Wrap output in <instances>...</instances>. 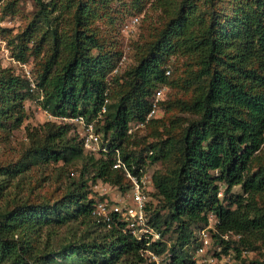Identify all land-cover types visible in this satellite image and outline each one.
<instances>
[{"label": "trees", "instance_id": "16d2710c", "mask_svg": "<svg viewBox=\"0 0 264 264\" xmlns=\"http://www.w3.org/2000/svg\"><path fill=\"white\" fill-rule=\"evenodd\" d=\"M109 1L35 0L36 16L22 36L24 42H30L39 22L50 25L43 37L46 34L51 39L52 51L38 85L43 90L44 109L54 116H81L90 122L111 96L106 77L120 51L111 44L106 47L91 26L102 18L101 6ZM149 1L151 10H160L165 20L161 27L149 26L146 47L136 64L125 72L128 80L115 94L113 111L95 122V130L109 149H120L134 174L140 167L145 169V158L150 163L174 159L173 168L153 173L155 192L147 203L149 222L156 229L161 225L169 229L175 224L177 237L168 249L171 253L166 264H189L183 247L193 228L208 224L209 215L216 219L214 237L221 242L224 253L231 247L236 258L241 254L237 242L220 237L224 233L240 236L238 242L243 245L251 246L250 238H256L264 248V207L254 201L255 195L264 193V170H250L264 144V0ZM67 11L72 27L71 33L64 36L50 23ZM27 49L25 44L24 50H19L18 60H26ZM177 52L195 61L193 71L198 83L183 107L195 118L186 122L178 139L167 136L144 148L149 149V155L144 156L143 149L125 152L131 122L144 120L156 87L170 83L171 70L166 65ZM28 88L24 77L0 66V129L22 124L23 102L30 96ZM44 125H49L48 131L43 139L31 141L23 156L27 155V162L11 168L0 166L3 183L11 184L20 174L16 187L21 188L29 165L57 162L84 160L92 174L72 180L52 201L26 195L0 204V264H155L141 253L143 241L124 232L118 220L114 218L109 226L101 218L92 220L96 202L89 198L91 183L102 180L122 189L131 187L123 171L112 168L111 152L85 150L83 132L80 137H68L71 124ZM222 185L226 204L218 196ZM236 185L243 195L230 193ZM152 198L167 209L165 218L160 217L158 209L151 210ZM77 220L93 232H83L79 237L73 233L55 246L57 230ZM149 248L159 254L168 251L163 241ZM247 264H264V254L262 259Z\"/></svg>", "mask_w": 264, "mask_h": 264}, {"label": "rangeland", "instance_id": "374dc122", "mask_svg": "<svg viewBox=\"0 0 264 264\" xmlns=\"http://www.w3.org/2000/svg\"><path fill=\"white\" fill-rule=\"evenodd\" d=\"M42 1L47 2L48 0ZM139 7H142L140 11H138ZM150 7L151 1L149 0L145 2L110 0L101 6V12L104 13L102 18H97L92 22L91 26L95 28L98 35H101L105 46L111 44L120 51L119 58L114 62V67L106 77L107 93L111 96L106 102L107 111L101 115L100 120H103L105 115L113 111L117 101L115 94L124 89L128 80L125 72L136 64L138 56L146 47V41L149 39V26L154 24L161 27L162 22L165 20L160 10H151ZM36 11L35 0H0V66L9 69L13 74L24 77L27 82L28 72L30 78L38 85L40 75L50 57L52 45L51 39H47L46 34H44L45 38L43 37V33L50 30V25L42 22L37 24L38 29L35 30L33 39L30 42L23 41L22 35L35 18ZM69 14L68 11L62 12L58 18L50 23L51 26L55 25L64 36L71 33L72 24ZM54 16H57L56 13H54ZM136 17L138 21L133 23L132 21ZM25 44L28 48L26 60H18L16 55L19 50H24ZM194 63L195 61L191 56L183 55L180 52L169 58L166 67L171 70L169 75L171 81L169 84L164 85L163 96L159 100L157 112L148 119L145 117L142 121L131 122L129 127L131 131L127 133L129 136L124 142L125 152L138 153L143 149L142 154L144 156L149 155V149L145 150L144 148L155 141L165 140L167 136L178 139L185 128L186 122L195 118V115L183 109L184 103L191 99L192 92L198 83L193 71L196 68ZM153 94L150 97V106ZM43 101L44 99L38 100V95L30 91L29 98H26L23 102L25 118L22 124L15 128L0 129V166L3 168H11L13 165L27 162V155L26 157L23 156L31 146V141L34 138L40 140L45 137L49 128V125H44L46 122L56 125L71 124L73 129L70 130L68 137L73 138L75 134L78 137L81 136L82 127L77 122H72L65 117H48L44 113ZM84 153L88 155L87 152ZM144 161V175L145 179L149 181L146 183L147 192L152 195L155 192L152 182L153 173L156 171L164 173L170 170L173 168L174 159H159L150 163L145 158ZM29 167L30 169L25 172L23 178L25 182L21 188L16 187V182L21 180L20 174L14 176L11 184L9 182L10 185L3 183L2 176H0V188L3 186L0 204H6L10 198H19L26 195L37 197L32 198L34 200L52 201L63 194L72 180H77L81 176L85 179L92 174L91 169L86 164L84 165V160L70 164L57 162L40 166L29 165ZM260 168L264 170V144L250 164L251 171H257ZM81 171H83L82 174ZM122 173L125 177V173ZM223 189L224 185H222L221 192L218 194L220 199H223L224 196ZM5 192L8 193L7 196H5ZM230 193L244 194L239 185L233 186ZM89 198H92L95 202L106 199L107 206L117 205L121 207L129 201L128 187L122 189L118 184L97 180L95 184L91 183L90 185ZM254 201L258 207H264V193L255 195ZM223 202L224 204L227 203L224 199ZM153 209L159 210L161 218L167 216V209L156 198H152L151 210L153 211ZM99 218L97 214L92 212V220H99ZM208 221L216 228V219L213 215H209ZM158 230L168 250L176 241L175 224L169 229L161 225ZM91 231L93 232V228L80 223V220L70 222V225H65L57 230L53 244L58 246L66 237L72 236L73 233H76L79 237L83 232L87 234ZM214 232V229H210V234H214ZM227 237L229 240L237 242L236 245L239 247L241 254L239 258H236L231 253L232 260L226 264H247L250 260L262 259V254H264L262 241L250 238L252 243L250 246L239 243L240 236L233 233H228ZM214 238L211 240L212 248L217 245V240ZM231 251L233 252L232 249ZM168 253L171 252L168 250ZM168 260L167 256L163 260V264H166Z\"/></svg>", "mask_w": 264, "mask_h": 264}, {"label": "built area", "instance_id": "2783aa9c", "mask_svg": "<svg viewBox=\"0 0 264 264\" xmlns=\"http://www.w3.org/2000/svg\"><path fill=\"white\" fill-rule=\"evenodd\" d=\"M137 21L138 18L136 17L132 22L137 23ZM166 73L169 74V71H166ZM27 77L29 90L38 95V100H42L44 98L42 88L30 78L28 72ZM163 92L164 85L158 86L154 90L153 100L146 115L147 119L154 116L157 112L158 103L159 100L162 99ZM106 102L107 100H105L96 118L90 122H86L81 116L69 118L70 121L79 122L83 127L84 149L93 153L106 154L111 152L113 158L112 168L121 169L131 183V187L128 189L129 201L125 202L123 206L118 207L117 205H113L110 207L107 206L108 203L106 199L102 201L99 200L94 204L93 213L97 214L103 222L108 223V226L114 218V221L118 220L117 222L123 224L122 230L124 232H128L135 239L143 241L145 248L141 250V253L144 254L147 259L154 261L155 264H163V260L167 256L168 259L170 257L168 251L159 254L155 250L149 248L152 243L157 246L158 241H163V239L161 238L159 230L149 222V208L147 207V203L151 199V194L147 192L146 183L149 181L145 179L144 170L140 167L138 169V174L132 173L123 160L120 149L117 147L109 149L102 135L95 130V122L99 120L101 115L106 111ZM44 113L50 118L57 117L53 116L46 109H44ZM130 131L129 128L127 133H130ZM210 229H214L216 232V228L212 224H209V221L208 224L202 228H193L189 242L183 247L189 264H226L232 260V248L230 247L227 252L224 253L222 251L221 242L214 238V234H210ZM227 234L228 233L220 234V237L224 240H229ZM212 238L217 240V245L214 248H212Z\"/></svg>", "mask_w": 264, "mask_h": 264}]
</instances>
